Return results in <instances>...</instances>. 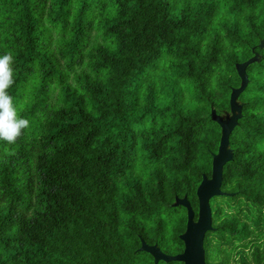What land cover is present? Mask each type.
<instances>
[{"label":"trees","instance_id":"obj_1","mask_svg":"<svg viewBox=\"0 0 264 264\" xmlns=\"http://www.w3.org/2000/svg\"><path fill=\"white\" fill-rule=\"evenodd\" d=\"M263 38L264 0H0L7 92L30 122L0 140L4 264H152L138 235L179 254L185 210L170 205L185 196L197 214L220 140L211 107L229 110L253 52L223 169L233 197L210 200L203 246L205 264L249 244L264 264Z\"/></svg>","mask_w":264,"mask_h":264},{"label":"water","instance_id":"obj_2","mask_svg":"<svg viewBox=\"0 0 264 264\" xmlns=\"http://www.w3.org/2000/svg\"><path fill=\"white\" fill-rule=\"evenodd\" d=\"M259 50L264 48V38L259 44ZM259 54L253 52L248 60L237 63L235 70L240 80L237 88H232L229 96V110L218 114L211 107L209 118L220 128V140L216 154L212 155L211 176H202V181L196 189L198 210L195 214L186 197L174 198L171 207H181L185 210L184 230L177 238L182 243L180 254L169 256L163 254L156 245L148 246L141 240L139 251L145 252L152 258V264H205L204 237L207 232L213 231L212 211L210 200L214 197H232V194L224 193L222 188L223 169L233 160V151L230 149V136L238 126L242 118L243 104L239 101L240 95L249 84L247 68L249 65L260 61Z\"/></svg>","mask_w":264,"mask_h":264},{"label":"clouds","instance_id":"obj_3","mask_svg":"<svg viewBox=\"0 0 264 264\" xmlns=\"http://www.w3.org/2000/svg\"><path fill=\"white\" fill-rule=\"evenodd\" d=\"M13 57L11 53L0 57V140L13 144L30 125L28 119L19 117L13 98L7 90L13 85Z\"/></svg>","mask_w":264,"mask_h":264},{"label":"flooded vegetation","instance_id":"obj_4","mask_svg":"<svg viewBox=\"0 0 264 264\" xmlns=\"http://www.w3.org/2000/svg\"><path fill=\"white\" fill-rule=\"evenodd\" d=\"M138 238H139V246L137 247V249H136V251L137 252H142V251H139V248L141 247V240H143L139 235H138ZM144 241V240H143ZM145 242V241H144ZM146 243V242H145ZM146 245H148V246H152V245H156L155 243H146ZM252 244H249L248 245V247H247V249L251 246ZM157 246V245H156ZM158 247V246H157ZM160 250V249H159ZM240 250H243V252L245 251V249H242L241 247H239L238 245L234 248V250L232 251V257H234V259L236 258V257H239L240 256V254H239V251ZM249 250V249H248ZM251 250H252V246H251ZM250 250V251H251ZM161 251V250H160ZM182 251V250H181ZM162 252V251H161ZM143 254H145V252H143ZM179 254H180V252H179ZM145 255H147V254H145ZM148 256V255H147ZM149 257V256H148ZM150 259H151V263H152V258L151 257H149ZM5 261H6V259H0V262L1 263H5ZM236 260H234V262H235ZM234 264H239V262L238 263H234ZM250 264H253V263H250Z\"/></svg>","mask_w":264,"mask_h":264},{"label":"rangeland","instance_id":"obj_5","mask_svg":"<svg viewBox=\"0 0 264 264\" xmlns=\"http://www.w3.org/2000/svg\"><path fill=\"white\" fill-rule=\"evenodd\" d=\"M233 195V194H232ZM233 197V196H232ZM232 197H230V198H232ZM219 200H221L220 198H218ZM213 203V198L211 199V204ZM169 227H165V229L163 230V232H165V233H169V231H170V229H171V225H168ZM261 244H264V241H262L261 242ZM245 249V251H244V258L247 260V262H248V264H250L251 262H250V254H251V246L247 249V246H246V248H244ZM240 252H241V250L239 251V254H240ZM144 257V256H143ZM146 257H144L143 259H145ZM217 259H220V257L219 258H217ZM234 260H236L235 262H234ZM239 260H240V256L239 257H236L235 259H234V257H232L231 258V260H230V262H229V264H234V263H238L239 262ZM145 262H147L146 261V259L144 260Z\"/></svg>","mask_w":264,"mask_h":264}]
</instances>
